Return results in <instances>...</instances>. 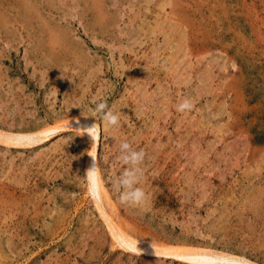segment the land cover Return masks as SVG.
Masks as SVG:
<instances>
[{
	"label": "rangeland",
	"instance_id": "374dc122",
	"mask_svg": "<svg viewBox=\"0 0 264 264\" xmlns=\"http://www.w3.org/2000/svg\"><path fill=\"white\" fill-rule=\"evenodd\" d=\"M207 2L0 0V264H264V0Z\"/></svg>",
	"mask_w": 264,
	"mask_h": 264
},
{
	"label": "clouds",
	"instance_id": "9594fccd",
	"mask_svg": "<svg viewBox=\"0 0 264 264\" xmlns=\"http://www.w3.org/2000/svg\"><path fill=\"white\" fill-rule=\"evenodd\" d=\"M194 108L191 97L182 98L176 105L175 110L179 113L190 112ZM90 111L99 116L103 124L109 129H116L120 125V113L114 111L104 100H100L90 108ZM81 130V129H79ZM90 137L96 134V123L83 129ZM145 158L143 149H135L126 139H121L118 145V154L116 159L121 165V171L113 180V186L118 194V200L121 205L128 207H143L147 195L140 186L144 179V169L142 167ZM96 168L92 166L86 173L95 174ZM133 252L137 251L134 242L128 245Z\"/></svg>",
	"mask_w": 264,
	"mask_h": 264
},
{
	"label": "bare ground",
	"instance_id": "6f19581e",
	"mask_svg": "<svg viewBox=\"0 0 264 264\" xmlns=\"http://www.w3.org/2000/svg\"><path fill=\"white\" fill-rule=\"evenodd\" d=\"M167 1H168V0H167ZM215 1H216V0H215ZM203 2H204V1H203ZM206 2H207V0H206ZM207 3H208V2H207ZM201 4H202V3H201ZM198 6H199V5H198ZM226 7H227V6H226ZM220 9H221V8H220ZM223 9H224V8H223ZM230 9H231V8H230ZM202 11H203V9H202ZM225 11H227V10H225ZM225 11H224V12H225ZM217 12H218V11H217ZM225 13H226V12H225ZM211 14H212V13H211ZM212 15H213V14H212ZM217 16H218V13H217ZM202 17H203V16H202ZM213 17H214V15H213ZM214 18H216V17H214ZM218 18H219V17H218ZM179 19H180V18H179ZM205 19H206V18H205ZM209 20H211V19H209ZM193 21H194V20H193ZM207 21H208V20H207ZM205 22H206V21H205ZM209 22H210V21H209ZM206 24H207V22H206ZM211 24H212V23H211ZM212 27H213V26H212ZM203 30H204V28H203ZM206 30H207V29H206ZM205 35H207L206 32H205ZM211 36H212V35H211ZM211 36H210V37H211ZM207 37H208V35H207ZM135 69H136V68H135ZM145 74H146V73H145ZM141 75H142V74H141ZM146 75H147V74H146ZM128 91H129V90H128ZM144 100H145V99H144Z\"/></svg>",
	"mask_w": 264,
	"mask_h": 264
}]
</instances>
